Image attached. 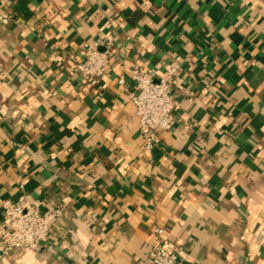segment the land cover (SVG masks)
<instances>
[{
    "label": "crops",
    "instance_id": "crops-1",
    "mask_svg": "<svg viewBox=\"0 0 264 264\" xmlns=\"http://www.w3.org/2000/svg\"><path fill=\"white\" fill-rule=\"evenodd\" d=\"M85 44L99 78L66 60ZM133 64L178 67L152 149ZM22 193L61 237L0 264H148L155 228L182 264H264V0H0V220Z\"/></svg>",
    "mask_w": 264,
    "mask_h": 264
},
{
    "label": "built area",
    "instance_id": "built-area-1",
    "mask_svg": "<svg viewBox=\"0 0 264 264\" xmlns=\"http://www.w3.org/2000/svg\"><path fill=\"white\" fill-rule=\"evenodd\" d=\"M84 55L79 60L75 54L67 53L66 60L71 62L72 70L81 78H99L108 67L107 50L99 52L85 44ZM177 65L167 67L158 78L150 70L133 64L130 69L132 89L127 98L135 107L138 131L146 149L159 143V135L170 131L176 123L181 104L174 89ZM118 83L124 85L123 78ZM0 251L7 254L13 249L38 252L51 237L60 238L54 223L63 215L60 207L43 211L41 207L22 193L15 201L1 202ZM148 264H182L179 251L166 245L163 230L155 228L152 249L148 254Z\"/></svg>",
    "mask_w": 264,
    "mask_h": 264
}]
</instances>
